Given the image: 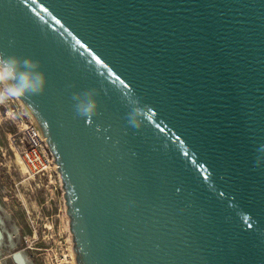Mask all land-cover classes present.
<instances>
[{"label": "water", "instance_id": "1", "mask_svg": "<svg viewBox=\"0 0 264 264\" xmlns=\"http://www.w3.org/2000/svg\"><path fill=\"white\" fill-rule=\"evenodd\" d=\"M0 54L46 73L75 264H264V0H0Z\"/></svg>", "mask_w": 264, "mask_h": 264}, {"label": "rangeland", "instance_id": "2", "mask_svg": "<svg viewBox=\"0 0 264 264\" xmlns=\"http://www.w3.org/2000/svg\"><path fill=\"white\" fill-rule=\"evenodd\" d=\"M25 113L17 97L0 100V264H17V252L30 264L75 263L60 183L37 188L21 160L17 132Z\"/></svg>", "mask_w": 264, "mask_h": 264}, {"label": "clouds", "instance_id": "3", "mask_svg": "<svg viewBox=\"0 0 264 264\" xmlns=\"http://www.w3.org/2000/svg\"><path fill=\"white\" fill-rule=\"evenodd\" d=\"M47 85L46 73L39 62L31 57L0 54V100L23 97L42 92ZM74 109L84 118L93 116L98 109L95 89H87L73 95ZM133 128L142 125L143 112L133 107L127 114Z\"/></svg>", "mask_w": 264, "mask_h": 264}, {"label": "built area", "instance_id": "4", "mask_svg": "<svg viewBox=\"0 0 264 264\" xmlns=\"http://www.w3.org/2000/svg\"><path fill=\"white\" fill-rule=\"evenodd\" d=\"M25 115L27 114L25 113ZM17 135L20 136L23 144L20 153L21 160L28 169V174L36 187H47L52 182H59L28 116L21 120ZM60 262H56V264H60Z\"/></svg>", "mask_w": 264, "mask_h": 264}, {"label": "bare ground", "instance_id": "5", "mask_svg": "<svg viewBox=\"0 0 264 264\" xmlns=\"http://www.w3.org/2000/svg\"><path fill=\"white\" fill-rule=\"evenodd\" d=\"M22 170L25 171V167H24L23 165H22ZM0 212L4 213V211H2L1 208H0ZM0 221H1V220H0ZM1 223H2V221L0 222V224H1ZM0 230H1V228H0ZM1 231H2V230H1ZM0 239H1V238H0ZM70 256H72V254H71ZM12 257H13V259L15 260V262H16L17 264H30V263L27 261L25 255H24L22 252H17V253H15V254H13ZM71 258H72V259H71L70 263H71V264H75V263L73 262V257H71ZM63 261H64L65 263H69V262L67 261V257H66V256L63 257Z\"/></svg>", "mask_w": 264, "mask_h": 264}]
</instances>
